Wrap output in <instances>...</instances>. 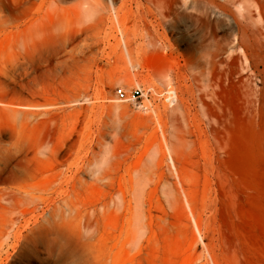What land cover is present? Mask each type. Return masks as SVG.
Masks as SVG:
<instances>
[{
    "label": "rangeland",
    "instance_id": "rangeland-1",
    "mask_svg": "<svg viewBox=\"0 0 264 264\" xmlns=\"http://www.w3.org/2000/svg\"><path fill=\"white\" fill-rule=\"evenodd\" d=\"M244 22L264 31V0H0V264L264 262V56ZM242 132L238 169L217 141Z\"/></svg>",
    "mask_w": 264,
    "mask_h": 264
},
{
    "label": "bare ground",
    "instance_id": "bare-ground-1",
    "mask_svg": "<svg viewBox=\"0 0 264 264\" xmlns=\"http://www.w3.org/2000/svg\"><path fill=\"white\" fill-rule=\"evenodd\" d=\"M239 41L243 45H245L249 48H252L253 51L255 52V54L260 55V56H264V31L261 28L253 29L250 24H248L246 22L241 23L240 33H239ZM123 54L125 56L126 61L128 63H130V65L132 67H134L133 63H135L136 65H139V66L143 65L142 62L134 60V57L131 54L130 48L126 43H123ZM170 91L172 93H174L173 90H170ZM172 97H174V98H172ZM174 99H175V94H168L167 95L168 102L171 103V102L175 101ZM147 103H146V106L148 105V106L153 108V104H152L150 99H147ZM10 111L15 112L17 110L14 108H11ZM224 129H226V127ZM251 139H252V136L249 133L242 132L240 135V138H239V143L233 144L230 135L226 133L224 136L221 137V139H219L217 141L218 148L220 150V155L224 156V157H227V156L231 157L232 165L238 169H239V167L251 164L252 163V148L250 145V143L252 142ZM254 141H255L256 145L258 147H260V149H263V147H264L263 135L258 136V138H256ZM103 163H105V162H103ZM96 164H97V162H96ZM105 165H106V163H105ZM98 166H99V168L104 167V166H100V165H98ZM99 168H96V169H99ZM143 171H145V170H143ZM182 176H183V178H186L185 174H183ZM181 187H182V185H181ZM182 189H183V187H182ZM184 194H185L184 197L187 199L186 192H184ZM186 201H188V200H186ZM189 209L191 210L190 207H189ZM193 224L195 225V228L198 231L199 227H198V224L196 223L195 219H193ZM255 264H264V262L261 260H257V262H255Z\"/></svg>",
    "mask_w": 264,
    "mask_h": 264
},
{
    "label": "built area",
    "instance_id": "built-area-1",
    "mask_svg": "<svg viewBox=\"0 0 264 264\" xmlns=\"http://www.w3.org/2000/svg\"><path fill=\"white\" fill-rule=\"evenodd\" d=\"M150 93L151 89L145 90L140 85H135L131 88H127L124 85H119L114 89V94L118 100L122 102H129L136 108L140 109H145L147 107L144 101L149 98Z\"/></svg>",
    "mask_w": 264,
    "mask_h": 264
}]
</instances>
